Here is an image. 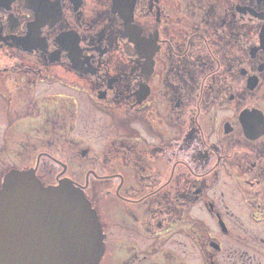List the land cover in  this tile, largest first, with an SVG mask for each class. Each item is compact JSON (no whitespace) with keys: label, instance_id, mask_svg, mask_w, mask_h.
I'll use <instances>...</instances> for the list:
<instances>
[{"label":"flooded vegetation","instance_id":"flooded-vegetation-1","mask_svg":"<svg viewBox=\"0 0 264 264\" xmlns=\"http://www.w3.org/2000/svg\"><path fill=\"white\" fill-rule=\"evenodd\" d=\"M0 134V187L83 189L101 264H264V0H0Z\"/></svg>","mask_w":264,"mask_h":264},{"label":"water","instance_id":"water-1","mask_svg":"<svg viewBox=\"0 0 264 264\" xmlns=\"http://www.w3.org/2000/svg\"><path fill=\"white\" fill-rule=\"evenodd\" d=\"M4 178L0 264H101L105 233L83 189L45 186L30 169Z\"/></svg>","mask_w":264,"mask_h":264},{"label":"rangeland","instance_id":"rangeland-1","mask_svg":"<svg viewBox=\"0 0 264 264\" xmlns=\"http://www.w3.org/2000/svg\"><path fill=\"white\" fill-rule=\"evenodd\" d=\"M70 79H74L73 77H70ZM75 91L74 90H72V89H69V93H71V94H73ZM80 104H81V102H80ZM80 106V105H79ZM99 116H98V118H100L101 119V121L98 123V125H101V127H106V128H108V130H112V129H116L115 127H114V125L112 126V128H111V124H112V120L111 119H106L105 117L104 118H102L103 116H101L100 114H98ZM142 119H143V121H144V123L146 122L144 119V117H142ZM142 119H136V120H142ZM85 126H86V123L81 119V118H79L78 117V122H77V127L75 128V134L77 135H79L80 137H82V135H83V128L85 129ZM142 128H144V132H145V134H147V135H151V134H153V133H151V130L148 128V125L147 126H143ZM90 130H92L93 132H98L99 130H97L96 128H94V129H92V128H90ZM118 132H119V129H116ZM110 132H115V131H110ZM110 132H107V133H110ZM107 133H105V134H107ZM1 136H2V134H0V142H1ZM92 141H93V146L95 147V148H98V146L100 145V139L99 140H97L98 139V137L95 135V136H93L92 137ZM1 146V145H0Z\"/></svg>","mask_w":264,"mask_h":264}]
</instances>
